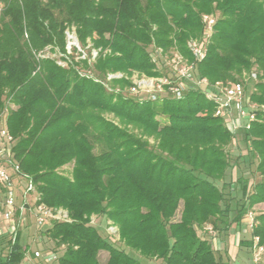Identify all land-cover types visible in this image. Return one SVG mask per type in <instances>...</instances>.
Returning a JSON list of instances; mask_svg holds the SVG:
<instances>
[{
    "label": "trees",
    "instance_id": "obj_1",
    "mask_svg": "<svg viewBox=\"0 0 264 264\" xmlns=\"http://www.w3.org/2000/svg\"><path fill=\"white\" fill-rule=\"evenodd\" d=\"M209 14L215 22L203 42ZM71 29L97 50L90 62L65 58ZM191 41L203 43L202 60H194ZM156 47L193 61V73L210 84L239 82L254 70L248 96L260 109L249 128L231 133L200 89L156 99L108 90L129 85L107 80L110 73L159 77ZM1 118L13 138L14 170L32 182L35 204L66 213L40 231L63 247L52 261L220 264L205 227L215 236L241 231L248 210L264 203V0H0ZM238 143L260 179L239 176L235 191L229 149ZM92 216L117 228L123 248L98 232ZM254 220L250 237L239 238L250 250L253 237L264 246V212ZM20 234L0 236V264H21L28 246Z\"/></svg>",
    "mask_w": 264,
    "mask_h": 264
},
{
    "label": "rangeland",
    "instance_id": "obj_2",
    "mask_svg": "<svg viewBox=\"0 0 264 264\" xmlns=\"http://www.w3.org/2000/svg\"><path fill=\"white\" fill-rule=\"evenodd\" d=\"M209 16H213L212 14H209ZM70 42L72 45V49L66 51V54L64 55L65 58L70 60L77 61L78 59H86L87 62H90L92 60L93 55H95V52L97 54V50L94 48H91V46H85L83 47L82 44L78 43L72 36H70ZM152 55L155 57L156 62L158 63V66L161 71V75L159 77H147L143 73L139 72H132L129 76L124 75L123 73L116 72L114 78H126L129 82V85L121 87L118 85H109L106 84L108 90L114 91V92H121L122 94L126 96H131L134 98H148L150 96H164L170 93L168 89L164 87V85L170 83L171 85L177 86L179 83H182L184 85L190 86L194 89H200L205 90L209 87L210 90H213L210 86H205L202 82L199 81V79L196 76V73L194 74L192 71L191 76L189 78H186V76H183L180 73H184L185 71H188L187 73H190V70L188 67L191 65L190 61L186 58L181 59L174 50L170 49L166 52H163L161 48L156 47L152 51ZM96 56V55H95ZM59 64L65 66L66 62L58 61ZM251 72H254L251 71ZM251 72H243L241 75V78L239 82H241L244 86L245 95H249V91L252 89V82L255 81L253 79H249V75ZM111 75V73L109 74ZM108 76V75H107ZM106 76V77H107ZM166 83V84H165ZM135 87V90H131V88ZM207 87V88H206ZM108 119H113L111 115H105ZM116 121V120H114ZM0 128L5 129L6 128V121L4 118L0 119ZM231 160L230 164L232 165L230 170V178L232 180V185L230 187V190L234 188L236 191L235 179L239 176H242V178H247L250 183L257 182L260 179V176L254 171V165H249L247 160H243V157H245V149L243 144L238 143V145L232 146L229 149ZM238 152H240L241 156L238 157V159L235 157ZM71 169V165H67L64 168L61 169V172L63 174H68ZM6 170L10 177L12 178L13 183V194H14V204L16 206V209H20L21 207L24 208L23 215L21 218L19 216H14L12 220L17 223L16 228V235L17 230L19 229L20 235H21V244L22 246L27 245L28 251L25 255V258L21 262V264H57L55 261H46L42 255L46 254H53L56 257H58L63 247L56 246L53 242L47 239V237H44L40 234V231L48 228L50 226V222L45 223L43 226L38 227L36 225V218L34 215V206L35 201L37 199L36 192H25L28 180L19 176L15 170H14V163H8L6 165ZM229 180V178H228ZM227 191V190H226ZM181 210V205L179 206L176 215L174 217V220H177L179 218V212ZM5 209L2 207L0 209V234L5 233L8 221L3 218ZM254 213H260L264 212V204L261 206H254L251 210ZM54 221V220H53ZM91 221L95 226L98 227V232L103 237H110L111 241L116 244L117 246L123 248L122 243L118 239V232L117 228L112 225L106 218L96 217L92 216ZM244 230H235V228H231L228 233H222L220 236L216 237H210L211 244L213 248L215 249V252L217 254V258H220V264H253L252 263V253L250 249H246L245 247L239 246L237 242H235V235L242 234L246 238L250 237V231L245 227ZM215 234V232L213 231ZM206 236H212V234H209L208 231L205 230L204 233ZM7 234H3L2 237H9L6 236ZM1 236V235H0ZM1 237V238H2ZM106 237V238H107ZM0 238V239H1ZM109 240V238H107ZM110 241V240H109ZM129 250V249H128ZM39 252L40 257L34 256L33 253ZM33 254V255H32ZM264 257V256H263ZM108 258V254L104 251L99 252L98 254V261L100 263H104ZM139 260L142 263L146 264H160L158 261L154 259H146V258H140ZM261 264H264V259L261 260Z\"/></svg>",
    "mask_w": 264,
    "mask_h": 264
},
{
    "label": "built area",
    "instance_id": "obj_3",
    "mask_svg": "<svg viewBox=\"0 0 264 264\" xmlns=\"http://www.w3.org/2000/svg\"><path fill=\"white\" fill-rule=\"evenodd\" d=\"M202 21L205 25L203 42H206L208 41L212 33V27L214 25L215 20L213 16L203 15ZM65 33L67 39L66 51H68L72 49V45L71 43H69L71 38L70 36H72L76 41L77 39L73 29H71L70 31H66ZM188 48L190 49L195 61H200L204 58L205 48L203 46V43L191 41L188 43ZM176 54L181 59L184 58L180 54ZM95 55H93L92 57H95ZM153 59L155 60L154 56ZM190 64L191 65L188 67L190 73H187L188 71L180 73L183 76H186V78H189L191 76V72L195 68V63L193 61ZM107 75V80H110L111 78L115 77V74ZM256 78V74L254 72H251L249 75V79L255 80ZM199 81L202 82L205 86L207 85L213 88V90H210L209 87H206L207 89L203 90V92L206 94V97L208 99L216 103L215 115L226 119V125L231 133H235L239 129L249 128V123L255 119L254 111L260 109V106L256 103L251 102L249 100V96L245 95L244 86L241 82H215L210 84L206 79H199ZM166 85L170 86L168 90L171 91L170 93L176 97H180L183 91H185L186 89L194 90V88L184 85L182 83H179L177 86L171 85L170 83ZM135 89V87L131 88L132 91ZM150 97L151 99L157 98V96L154 95ZM12 142L13 138L8 133L6 128H0V209L2 207L5 209L3 218L8 221L5 233H1L0 235L2 236L3 234H7L8 236H10V239L14 241L16 236V228L18 226L17 223L12 220V218L14 216H19L21 218V216L23 215L24 208L21 207L20 209H16V206L14 204V194L12 190V178L6 170V165L8 163H12ZM25 192H34V187L30 180H28ZM33 210L36 218V225L38 227H41L45 223L51 222L53 220H66V213L61 209L53 210L43 204H35ZM244 223L245 227L250 232H252L253 228L256 226L253 211H248L246 213ZM205 230L208 231L209 234H212V237L215 236L210 226H206ZM251 253L252 263L261 264V260L264 259V246L258 243L257 237L252 238ZM34 255L36 257L41 256L39 252H35ZM42 257L48 262L55 259V255L53 254L42 255Z\"/></svg>",
    "mask_w": 264,
    "mask_h": 264
},
{
    "label": "crops",
    "instance_id": "obj_4",
    "mask_svg": "<svg viewBox=\"0 0 264 264\" xmlns=\"http://www.w3.org/2000/svg\"><path fill=\"white\" fill-rule=\"evenodd\" d=\"M264 203H261V204H258L257 206H261V205H263ZM234 228V226L232 227V229ZM235 230H238V229H236L235 228ZM243 231H245L244 230V228L242 229ZM216 237V236H215ZM239 238H240V234H238L237 233V235H235V242H237V244H239Z\"/></svg>",
    "mask_w": 264,
    "mask_h": 264
}]
</instances>
